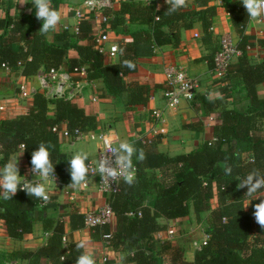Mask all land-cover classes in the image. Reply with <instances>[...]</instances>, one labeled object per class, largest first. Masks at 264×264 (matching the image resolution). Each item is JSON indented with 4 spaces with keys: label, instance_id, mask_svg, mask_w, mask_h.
<instances>
[{
    "label": "trees",
    "instance_id": "trees-1",
    "mask_svg": "<svg viewBox=\"0 0 264 264\" xmlns=\"http://www.w3.org/2000/svg\"><path fill=\"white\" fill-rule=\"evenodd\" d=\"M209 1L195 0L196 9L186 6L171 15L167 13L169 5L159 8L152 0L122 1L116 14L127 18L125 32L131 39L119 42V60L111 62L105 61L92 42L88 20H80L78 33L62 31L56 34L55 42H49L43 35L30 32L31 18L10 14L12 0H0L5 10L0 17V65H6L9 70L21 68L25 76L36 74L41 68L48 70L65 65L67 72H78L84 66L87 79L102 80L107 97H124L126 107L130 108L146 105L147 87L126 79L137 71L138 57L150 56L164 45L178 48L181 30L193 27L197 19L201 21L203 42L209 41L216 14V5H210ZM223 6L241 40L242 54L237 66L228 72L229 86L224 87L222 98L210 100L199 96L205 114L217 112L212 126L213 138L176 155L158 149L159 135L150 141L142 138L132 141L146 154L143 162L133 157L137 183L130 187L122 181L108 201L115 214L110 243L115 252L123 253L122 264H264V228L255 221V208L246 207L253 197L245 195L246 187L237 188L236 179L246 177L253 169L264 173V96H259L257 89L264 81V55L258 62H251L245 54L246 46H258L264 52V37L251 41L244 34L249 17L240 0H224ZM109 11L105 14L110 15ZM83 39L89 42L79 44ZM70 49L76 51V57L70 56ZM217 49L215 46L208 60L211 68ZM125 60L133 62L135 68L122 67ZM238 86L243 92V102L240 106L228 107L226 99ZM49 103L54 104L52 116L47 113ZM202 123L198 120L187 126L201 129ZM62 125L70 132L75 129L87 132L98 127L96 116L86 113L71 100L48 99L41 92L34 93L27 112L0 119L1 162L5 164L22 144L31 166V153L40 142H47L55 149L51 159L56 178L62 184H70V157L61 150V136L53 130L54 126ZM229 164L233 171L226 175L225 167ZM263 192L261 189L255 195ZM38 201L22 190H18L12 200L0 199V221L9 237L20 240L31 233ZM191 209L197 220H204L208 239L200 249L194 250L193 259L189 260L181 248L170 241L158 240L155 234L167 228L168 224L161 222V218L179 219L189 215ZM130 211L135 214L129 216ZM106 226H95L91 231L99 238L100 230ZM50 232L44 245L35 250L8 253L0 258V264L4 259L21 260L25 264H43V259L50 264L76 262L83 250L77 249L76 243H69V250L64 248L63 223L57 220ZM100 238L103 239L101 235Z\"/></svg>",
    "mask_w": 264,
    "mask_h": 264
},
{
    "label": "crops",
    "instance_id": "crops-1",
    "mask_svg": "<svg viewBox=\"0 0 264 264\" xmlns=\"http://www.w3.org/2000/svg\"><path fill=\"white\" fill-rule=\"evenodd\" d=\"M82 0H51L53 8L61 14V21L55 31H49L46 34L39 33L42 27V20H38L35 16V7L29 0L27 4H21V0H12V7L9 9L11 15L22 14L33 20L32 34H41L49 42H55L56 34L64 31L63 26L67 24L73 26L77 22L75 16V8L80 5ZM113 8L109 11V18L105 27L109 31V42L105 44L108 49L112 43L117 46L121 41H130L129 35L125 32L128 20L125 16L119 17L116 12L120 8L122 1L138 2L141 0H113ZM156 6L163 8L168 6L165 0H152ZM224 0H210V5H216V14L212 19L211 37L207 42H203V33L201 30V21L196 20L191 28L181 30V42L178 48L171 45L157 47L150 56L138 57L137 71L129 74L126 79L130 83L141 84L148 89V101L146 105H137L133 108L126 107L125 98H109L106 96V90L102 80L91 81L77 73L69 74V82L67 85V93H71L70 99L77 106L82 107L86 113L96 116L97 129L104 130L111 134L117 141H127L132 143L133 140L147 136L155 138L160 136L157 147L160 151L170 155L189 152L195 149L202 141L212 139V126L217 112L205 114L203 104L199 96H211L212 98L222 97L224 87H228V78L219 81L216 80L211 72L208 60L213 54L215 46H218L221 34H229L232 40L239 47L241 41L235 27L232 25L229 15L223 6ZM187 8L196 9L195 0H187ZM5 10L0 6V17L4 16ZM90 22L91 32H96L101 26V16L85 12L84 18ZM1 32V30H0ZM244 34L249 40L254 41L258 37H264V20L260 17L249 18ZM70 33V31L68 32ZM91 33V36H92ZM198 36L195 37L194 34ZM90 36V38H91ZM89 41L87 39L79 40L78 43L85 45ZM71 57H76L77 53L74 49L69 50ZM245 54L251 62H258L264 52L258 46L245 48ZM105 61L117 62L119 60V52L111 56L107 51L103 54ZM238 57L233 58L229 70H233L237 66ZM169 65H175L182 68L187 75L195 77L199 80V88L195 99L191 101L182 100L176 105H169L164 99V91L167 84L164 78V69ZM65 71V65L61 66ZM44 71L39 69L36 74L23 75L21 68L9 70L0 65V101H9L5 112L0 111V119L14 118L20 114H24L32 104V97L35 91L44 92L40 88V74ZM228 76V75H227ZM25 84V94L19 96L18 86ZM259 96H264V81L257 85ZM236 91L228 97L225 104L228 107L240 106L243 102V92ZM45 95V94H44ZM48 98V97H47ZM53 99V98H48ZM154 108L163 110L162 119L157 124L156 135L151 131L153 120L151 112ZM47 113L52 116L54 113V104L49 103ZM201 120L202 128L195 129L187 126L188 123ZM204 124V125H203ZM64 126V125H62ZM60 148L69 157L77 151L89 153V161L94 162L97 153L100 150V143L96 140L83 139L70 143L68 138L60 137ZM22 153V154H21ZM21 154V155H20ZM20 155V156H19ZM19 156V168L21 179L38 180L29 174V165L26 161L23 148H19L10 158ZM2 153L0 145V167ZM8 159V160H9ZM57 178L50 177L46 182L49 201L45 205H37L33 214V227L31 233L26 234L22 239L17 240L9 237L4 228L3 222L0 221V258L2 256L17 250H35L44 245L50 235L54 224L57 220L63 223L65 231V239L63 241L64 248L69 250V243H77L81 240L87 242L86 249L83 251H91L95 258V264H103L102 259L106 258L108 264H122L123 253L115 252L112 247H107L100 235L104 231H112L115 229V217L111 224L100 230L99 238L94 236L91 229L84 225L83 213L92 207L107 203L109 196L97 188L94 178H88V187H73L70 184H58ZM256 199L264 200V192L258 194ZM261 202V201H260ZM206 214L203 215L205 219ZM194 216L192 209L189 215L179 219L165 220L161 218L163 223H175L176 227L189 226L190 220ZM192 229V228H191ZM48 233V235L46 234ZM191 247V246H190ZM186 247V251L190 250L187 259L192 260L194 249ZM3 264L18 261L25 264L21 260H2ZM43 264H50L49 261L43 259ZM69 264H75L69 263Z\"/></svg>",
    "mask_w": 264,
    "mask_h": 264
},
{
    "label": "built area",
    "instance_id": "built-area-1",
    "mask_svg": "<svg viewBox=\"0 0 264 264\" xmlns=\"http://www.w3.org/2000/svg\"><path fill=\"white\" fill-rule=\"evenodd\" d=\"M147 1V0H143ZM114 1L113 0H92V4L88 3V0H82L80 5L75 8V16L77 18V22L73 26H69L64 24L63 30L70 33H78L79 32V23L82 18H84V13H92V14H99L101 16L100 22L101 26H99L96 32L92 33L91 40L98 48V51L104 54L106 51L113 56L114 54L118 53V46L115 43H112L108 49H105V44L109 42V31L105 27V24L108 21L109 15L105 14L106 10H111L113 8ZM264 20V15L260 17ZM195 37L198 36L197 33L194 34ZM251 46H247L250 48ZM242 54V49H240L232 40V37L229 34H221L219 37L218 49L216 50L213 58V65L211 68V72L216 78V80L222 81L225 80L232 60L236 56H240ZM2 67L8 68L6 65L2 64ZM9 69V68H8ZM63 68H49L48 70H44L40 74V88L44 92L45 96L48 98H65V99H72V94L67 93V85L69 82V74L73 72L62 71ZM79 74L82 77L86 78V71L84 66L78 72H74ZM164 78L167 84V89L164 91V99L169 105H176L182 100L186 101H193L197 90L199 88V80L195 77H191L186 74V72L175 65H169L164 69ZM19 89V98L23 97L25 94V84H20L18 86ZM38 91H35L36 93ZM9 104V101L2 100L0 101V111L5 112L6 107ZM163 110L160 108H154L151 112L153 125L151 131L156 135L157 131V124L162 119ZM53 130L56 131L61 137L68 138L70 143H74L79 140L88 139V140H96L100 143V150L97 153V158L94 162H88L91 164L93 170L98 167L99 160L103 158L106 153L107 144H112V146H117L118 143L114 137L111 136L108 132L95 129L92 131H80L75 129L73 132H70L65 126H54ZM152 138H148L147 136L142 137L143 141H150ZM19 148H23V145L20 144ZM30 166V165H29ZM135 167V166H134ZM29 167V174L33 176L30 172ZM136 169V167H135ZM88 178H94L96 181L97 188L106 193L108 196L113 195L116 193L119 188L120 184L123 181L121 178L118 182H103L101 176L96 173H90ZM54 178V177H52ZM30 181V180H29ZM59 181V180H58ZM60 184V181L59 183ZM88 187V179L84 186H81V189H86ZM47 202L42 200L38 201L37 205H45ZM129 216L135 214L134 211H130L127 213ZM114 211L112 210L109 202L92 207L87 209L83 213V221L84 225L88 228H93L95 226H103L111 224V221L114 218ZM140 215V213H138ZM167 228L164 230H160L156 232V238L160 241H170L175 237L180 236L179 228L176 227L175 223H167ZM202 226V222L198 224V230L201 231V236L196 237L191 241V248L194 250L200 249L204 244H206L208 239V234L205 232L204 229L200 228ZM193 231V229H191ZM48 235V233L46 232ZM111 231H104L102 234L103 243L107 247H111L110 243ZM103 264H108L106 258L102 259ZM7 264H22L18 261L8 262Z\"/></svg>",
    "mask_w": 264,
    "mask_h": 264
},
{
    "label": "clouds",
    "instance_id": "clouds-1",
    "mask_svg": "<svg viewBox=\"0 0 264 264\" xmlns=\"http://www.w3.org/2000/svg\"><path fill=\"white\" fill-rule=\"evenodd\" d=\"M169 7L167 13L169 15L179 11L187 6V0H165ZM244 6L249 18H258L264 15V0H240ZM29 0H21V4H27ZM35 7V16L38 20H42V27L39 33L46 34L49 31H55L61 21V14L53 8L51 0H31ZM91 5L92 0H88ZM122 67L134 69L135 64L129 60L123 61ZM210 100L211 96L208 97ZM222 98V97H218ZM54 146L47 142H40L38 147L31 153V168L30 172L34 177H39L38 180L28 179L22 180L19 168V156L10 158L3 167H0V199L12 200L18 190L25 191L26 194L37 200L48 202L50 196L46 187V182L50 177L56 178L55 164L51 156L54 151ZM106 155L99 160L98 167L93 170L89 161V153L77 151L74 155L68 158V171L70 173L73 187L84 186L87 182L90 173H98L103 182H118L121 178L128 186H134L137 183L136 169L133 164V157H136L137 162H143L146 159V154L143 149H138L133 143L121 141L117 146L107 144ZM232 166L229 164L225 167V174H232ZM239 183L237 188H247L246 196L256 199L260 196L255 194L264 189V173L257 169H253L246 177L236 178ZM252 199V200H253ZM248 206V205H247ZM246 206V207H247ZM245 207V208H246ZM254 218L262 228H264V200L255 204ZM87 242L81 240L76 243L77 249H86ZM75 264H95V258L91 251H83L77 257Z\"/></svg>",
    "mask_w": 264,
    "mask_h": 264
},
{
    "label": "rangeland",
    "instance_id": "rangeland-1",
    "mask_svg": "<svg viewBox=\"0 0 264 264\" xmlns=\"http://www.w3.org/2000/svg\"><path fill=\"white\" fill-rule=\"evenodd\" d=\"M249 199L247 201V207L248 208H253L255 206V204L259 203L261 201V199ZM205 217V216H204ZM202 222V226L200 228L204 229L205 228V222L204 220L202 221H199L196 219V217H192L191 220H190V223H189V226L187 227H182L180 230H179V233L181 234L180 236L178 237H175L173 240H172V244L178 248H181L184 255L185 254H188V251H186V247L189 248L191 246V241L193 239H195L196 237L198 236H201V231L198 230V224ZM198 227V228H197ZM191 228L193 229V231H191ZM190 249H192L190 247ZM185 257L187 258V256L185 255Z\"/></svg>",
    "mask_w": 264,
    "mask_h": 264
}]
</instances>
